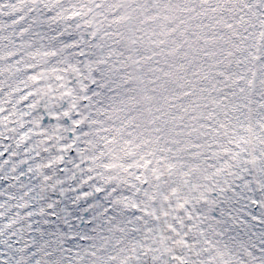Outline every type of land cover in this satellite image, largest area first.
Instances as JSON below:
<instances>
[{
	"label": "snow or ice",
	"instance_id": "1",
	"mask_svg": "<svg viewBox=\"0 0 264 264\" xmlns=\"http://www.w3.org/2000/svg\"><path fill=\"white\" fill-rule=\"evenodd\" d=\"M0 264H264V0H0Z\"/></svg>",
	"mask_w": 264,
	"mask_h": 264
}]
</instances>
